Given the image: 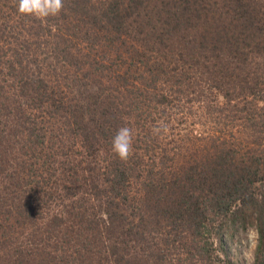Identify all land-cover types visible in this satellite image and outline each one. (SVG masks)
I'll return each instance as SVG.
<instances>
[{
  "label": "trees",
  "instance_id": "1",
  "mask_svg": "<svg viewBox=\"0 0 264 264\" xmlns=\"http://www.w3.org/2000/svg\"><path fill=\"white\" fill-rule=\"evenodd\" d=\"M63 2L0 0V264H264V0Z\"/></svg>",
  "mask_w": 264,
  "mask_h": 264
},
{
  "label": "clouds",
  "instance_id": "2",
  "mask_svg": "<svg viewBox=\"0 0 264 264\" xmlns=\"http://www.w3.org/2000/svg\"><path fill=\"white\" fill-rule=\"evenodd\" d=\"M63 0H19L18 12L27 16L47 18L57 16L63 9ZM159 131V129H154ZM114 153L121 160H127L133 153V130L121 127L112 141Z\"/></svg>",
  "mask_w": 264,
  "mask_h": 264
},
{
  "label": "rangeland",
  "instance_id": "3",
  "mask_svg": "<svg viewBox=\"0 0 264 264\" xmlns=\"http://www.w3.org/2000/svg\"><path fill=\"white\" fill-rule=\"evenodd\" d=\"M254 228L231 231L224 236L223 241L214 239V246L221 258L225 257L235 264H252L256 245Z\"/></svg>",
  "mask_w": 264,
  "mask_h": 264
}]
</instances>
